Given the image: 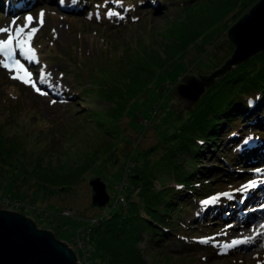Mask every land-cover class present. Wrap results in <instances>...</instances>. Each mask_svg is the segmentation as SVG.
I'll return each instance as SVG.
<instances>
[{"label": "rangeland", "instance_id": "rangeland-1", "mask_svg": "<svg viewBox=\"0 0 264 264\" xmlns=\"http://www.w3.org/2000/svg\"><path fill=\"white\" fill-rule=\"evenodd\" d=\"M75 1L47 0L35 3L32 7L35 9L23 13L0 14V27H11L13 32L16 27L25 24V17L29 14L35 18L31 26L39 29L32 41L37 59L28 60L19 53L17 58L33 73L37 86L47 93L40 95L30 85L11 79L14 72L0 66V124L4 126L2 135L16 136L17 140L21 138L23 149L16 154L20 164L34 163L24 159V150L30 159L38 154H43L46 160L52 156V160L59 162L64 171H67L68 166L88 164L79 171L87 180L72 192H64L60 196L46 195L44 198L38 190L28 195L26 187H22L23 190L18 194L13 191L14 181L0 190L4 189L2 191L14 197L35 204L44 212L49 210L44 219L26 209L21 211L30 213L35 220L37 218L40 227L53 230L57 238L69 242L77 237L78 230L88 225L92 217L106 210L117 209V185L121 182L127 165L142 158L140 153L144 147L164 139L183 121L182 117L177 118L178 111L171 106L178 104L172 95L173 88L186 74L203 73L215 67L219 61L215 53L222 54L227 49L223 44L228 41V30L235 23L233 15L242 9L243 0H236L237 4L229 10V7L224 8V0H198L192 3H186L185 0H164L167 6H163L165 10L160 13L131 6L130 1L117 0L110 3L103 0L82 15L67 11ZM249 1L251 3L253 0L246 2ZM110 9L119 15L110 18L107 15ZM41 10L45 12L42 26L39 24ZM185 31L189 34L197 32V39L184 49L185 53L181 58L174 59V69L170 66L167 75L159 74L171 79L173 75L181 73L180 81L171 84L168 90L162 89L163 92L153 88L146 95L134 99L126 114L127 118L120 124V132L114 136L105 129L110 123L102 125L100 122L104 118L98 115L99 111H105V108L102 105L104 97L97 95L98 91L87 101L79 99L83 104L70 102L64 97V90L70 89L65 76L67 78V75L73 74L76 68L84 73L83 82L89 87L92 86L91 81L96 79L92 67L98 71L121 58L128 62L122 63L127 64V67L114 71L113 76H130L134 73V66H131L134 62H131L130 56L136 58L139 53L151 50L162 54L166 44L176 41ZM201 31L204 32L200 34ZM6 38L7 34L0 33V39ZM2 59L4 57L0 54V60ZM144 61H148V58ZM43 87L48 90H43ZM56 93L59 96L54 95ZM53 100L56 103L53 104ZM87 106H92V110H87ZM184 116L187 117L186 114ZM153 154V151L149 153L151 156ZM112 155L118 159L117 163L111 162ZM203 162L210 165L215 161L210 158ZM263 168L264 165H260L252 167L250 171L261 169L256 179L264 181ZM96 177L106 183L110 195L109 203L103 207L93 201L90 181ZM222 180L217 184L222 183ZM244 183L246 182H242V185ZM261 205H264V183L243 193L236 209L228 218L204 219L203 225L206 226H201L204 231L194 230L203 243L200 245L204 247L184 248L185 244L177 239H167L160 247H151L143 242L139 246L149 264H264V232L249 243L242 244L245 247L243 253L250 255L249 253L254 252V256L251 254L240 257L233 248L226 252L223 250V245L231 242V235L242 238L252 236L255 230H259V226L264 224V208ZM68 207L76 210L79 216L62 215L64 208ZM197 210H202L201 206ZM183 217L186 222H191L189 213ZM204 238L211 239L204 242ZM87 250L89 247L84 251L74 249L77 254L82 255L80 258L84 264ZM88 253H91V249Z\"/></svg>", "mask_w": 264, "mask_h": 264}, {"label": "trees", "instance_id": "trees-1", "mask_svg": "<svg viewBox=\"0 0 264 264\" xmlns=\"http://www.w3.org/2000/svg\"><path fill=\"white\" fill-rule=\"evenodd\" d=\"M44 1L47 0H0V13H23L32 9L35 3ZM98 1L103 0H76L67 11L82 15ZM107 1L113 3L117 0ZM122 1H130L131 6L158 13L165 10L163 6H167L164 0ZM196 1L185 0L186 3ZM224 1V8L229 7L227 10L237 4L236 0ZM246 1H242L240 13H234L232 19L235 22L259 0ZM196 39L197 32L189 34L185 31L176 41L166 44L162 54L151 50L139 53L136 58L130 56L131 62H134L131 64L134 73L130 76H113L114 71L127 67L128 62L123 58L98 71L92 67L96 79L91 81V87L83 82L84 73L76 68L73 74L65 76L70 89L64 90V97L70 102L83 104L79 99L87 101L98 91L97 95L104 97L102 105L105 108V111H99L98 115L104 118L100 122H109L106 132L114 136L120 132V124L127 118L134 99L146 95L153 88L168 90L171 84L180 81L181 73L171 79L159 74L167 75L170 66L174 69V59L181 58L184 49ZM223 46L227 48L226 52L215 53L219 59L215 67L199 74H214L226 63L235 45L228 38ZM146 58L148 61H144ZM54 95L59 96V93ZM90 107L87 110L91 111ZM180 109L182 114L177 112V118L182 117L183 121L177 128L164 139L144 147L140 153L143 157L127 165L122 177L128 183L125 202H117L115 211L106 210L94 216L110 211L108 217L97 223L90 219L88 225L78 230L76 236L83 235L84 231L90 236L88 247L91 253L87 250L85 264H149L139 246L142 242L160 247L167 239H177L185 244L184 248H202L204 246L200 245L202 242L195 231H204L201 228L205 225L204 219H226L236 209L243 193L234 190L240 188L242 182L256 179L259 172L250 171L252 167L264 165V50L218 76L191 110ZM3 129L0 124V188L14 181L15 193L19 194L22 187H26L28 195L38 190L44 198L46 195L56 197L72 192L87 180L79 171L88 164L68 166L64 171L59 162L52 160V156L46 160L43 154H38L30 159L26 150L22 151L24 159L34 163L20 164L16 154L23 149L21 138L3 136ZM152 151L154 154L151 156L149 153ZM210 158L215 161L213 164L203 162ZM110 160L118 162L114 155L110 156ZM220 179L223 182L217 184ZM2 190L0 192L6 193ZM225 192L231 193V196L220 197L211 205L201 203ZM199 206L202 210H197ZM48 213L49 210L46 215ZM186 213H189L191 222L183 219ZM76 216H79L78 212Z\"/></svg>", "mask_w": 264, "mask_h": 264}, {"label": "water", "instance_id": "water-1", "mask_svg": "<svg viewBox=\"0 0 264 264\" xmlns=\"http://www.w3.org/2000/svg\"><path fill=\"white\" fill-rule=\"evenodd\" d=\"M235 49L226 63L214 74H186L173 88L172 104L179 113L191 110L212 86L218 76L240 62L264 50V0H259L228 30ZM93 201L103 207L110 201L106 183L96 177L90 181ZM0 264H81L67 241L57 238L51 229L41 228L35 219L23 212L8 210L0 204Z\"/></svg>", "mask_w": 264, "mask_h": 264}, {"label": "snow or ice", "instance_id": "snow-or-ice-1", "mask_svg": "<svg viewBox=\"0 0 264 264\" xmlns=\"http://www.w3.org/2000/svg\"><path fill=\"white\" fill-rule=\"evenodd\" d=\"M107 15L111 18L114 15H119L118 12H113L111 9L107 12ZM98 16V14H97ZM99 18V16H98ZM34 17L29 14L25 17V24L22 26L16 27L13 32L11 27H0V33L7 34L6 39H0V54L3 55L4 59L0 60V66L4 69L14 72L11 76V79L20 81L25 85H30L38 94L47 95L46 92L42 91L38 86L37 82L33 79V73L28 69V67L17 58V53L20 56H24L28 60H36L37 52L36 49L32 46V41L35 37V34L38 32L37 27H32ZM45 22V12L43 10L39 13V24L42 26ZM15 23V21H13ZM26 29H28L26 31ZM55 31V30H53ZM50 75V73H49ZM56 103V101H52ZM257 172H260L261 169H256ZM264 183L257 179H252L241 185L240 188L235 189L236 192L247 193L250 190L256 189L259 184ZM231 196V193H219L210 198H207L201 203L203 205H211L216 203L220 197ZM264 208V205H261ZM264 232V224L259 226V230H255L252 236H244L242 238L233 239L230 243L223 245V250L226 252L228 249L235 248L238 245L247 244L250 241L254 240L256 236ZM211 238H204V242H207Z\"/></svg>", "mask_w": 264, "mask_h": 264}, {"label": "built area", "instance_id": "built-area-1", "mask_svg": "<svg viewBox=\"0 0 264 264\" xmlns=\"http://www.w3.org/2000/svg\"><path fill=\"white\" fill-rule=\"evenodd\" d=\"M127 184L128 183L123 178V180L117 185V188L119 189V195L117 197L118 203L125 202V189L127 187ZM0 204H2V207L5 209L18 211V212H23L21 210L26 209L30 213L33 212V214H35L38 218L46 217V214H47V212H44L42 208L36 206L35 204L34 205L29 204L27 201H23L5 192H0ZM110 211L102 214L101 216L92 217L91 218L92 222L97 223L104 217H108V215L110 214ZM23 213L28 216L31 215L30 213H25V212ZM61 214L65 216H74V215H77V212L71 208H66L65 210H63ZM38 225L40 226L39 223ZM89 237H90L89 234L86 231H84L83 235H78L73 240H70V242L69 241L67 242L69 246L72 247L73 249H79L81 251H84L90 243ZM78 257H79L80 263L83 264L79 255Z\"/></svg>", "mask_w": 264, "mask_h": 264}, {"label": "bare ground", "instance_id": "bare-ground-1", "mask_svg": "<svg viewBox=\"0 0 264 264\" xmlns=\"http://www.w3.org/2000/svg\"><path fill=\"white\" fill-rule=\"evenodd\" d=\"M261 212H263V211H261ZM244 229H246V228H244ZM233 237V238H232ZM229 238H232V240L233 239H238L237 238V236H233V235H231ZM231 240V241H232ZM244 246L243 245H238V246H236L235 248H233V251H235L238 255H240V257H248V256H250L251 254H252V256H254V252H251V253H249L250 255H248V253L246 254L245 252V254L243 253V250H244Z\"/></svg>", "mask_w": 264, "mask_h": 264}, {"label": "clouds", "instance_id": "clouds-1", "mask_svg": "<svg viewBox=\"0 0 264 264\" xmlns=\"http://www.w3.org/2000/svg\"><path fill=\"white\" fill-rule=\"evenodd\" d=\"M42 228V227H41Z\"/></svg>", "mask_w": 264, "mask_h": 264}]
</instances>
